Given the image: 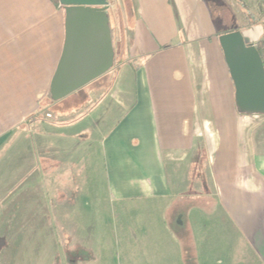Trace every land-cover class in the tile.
I'll use <instances>...</instances> for the list:
<instances>
[{
	"label": "crops",
	"instance_id": "crops-1",
	"mask_svg": "<svg viewBox=\"0 0 264 264\" xmlns=\"http://www.w3.org/2000/svg\"><path fill=\"white\" fill-rule=\"evenodd\" d=\"M128 1L118 19L124 46H115L110 24L113 67L83 95L84 87L64 98L69 105L54 114L45 102L62 52L64 11L53 0H0V173L25 145L28 175L35 176L9 190L35 198L12 200L11 226L0 232V264L28 256L50 257L49 264H120L119 254L121 264H246V254L247 264H264V115L236 112L218 43L223 19L206 0ZM98 92L92 114L77 124L91 125L88 138L70 135L63 143L80 142L86 151L99 140L111 204L153 206L160 214L112 216L106 238L87 232L96 218L70 220L82 208L81 188L63 177L81 174L68 168L54 184L47 157L48 118L84 109ZM40 150L44 182L37 179ZM54 191L65 198H54ZM118 224L126 226L118 232Z\"/></svg>",
	"mask_w": 264,
	"mask_h": 264
},
{
	"label": "rangeland",
	"instance_id": "rangeland-1",
	"mask_svg": "<svg viewBox=\"0 0 264 264\" xmlns=\"http://www.w3.org/2000/svg\"><path fill=\"white\" fill-rule=\"evenodd\" d=\"M227 4L229 9L234 13V16H231L227 12H225L223 9V6L221 7V3L217 0H206L208 2L210 9L214 16L220 17L224 21L223 30L229 31L233 29H238V31H242L243 28L248 26L249 24H259L260 19L257 16V12L259 6H258V0H224ZM109 4V11L110 14V24L113 27V36H114V44L116 47L124 46L123 43V33L121 34L119 32V24L118 19L123 17V13L125 12V9L130 8V2L128 0H107ZM242 4L244 6V9H242ZM264 4V2L262 3ZM242 6V7H241ZM263 7V6H262ZM261 9V8H260ZM218 15V16H217ZM220 15V16H219ZM251 22V23H250ZM121 34V35H120ZM95 84V81L90 83L88 86L81 89L78 94L81 96L84 94L86 88L92 86ZM103 85L102 89L105 88L106 83H101ZM100 92V91H99ZM96 93L95 96L92 98V100L89 102L88 105L84 107V109H81L80 111H73L64 117L53 115L51 118H48L51 120V130L53 131V150L52 154L47 155V157L50 159L52 158L51 165V171H50V177L51 181L54 184H59V179L61 178V174L65 175L67 173V169L74 171L76 173L79 171L81 175L79 176H71L68 175L66 177H63L64 182H70L72 184L76 183L79 185L80 190V196H79V203L81 205L80 212L77 213L71 212L70 213V220L74 221V219L79 220L81 224L83 222H87L89 219H94V222L96 221L95 225L92 224L90 226L86 225V230H93V233L98 237L106 238L112 233L110 232L111 226H110V219L112 216H116L117 218L121 216L120 219H124L123 217L133 218V219H145L147 217L153 218L160 214H158V209L153 206H145L143 204H134L133 207L125 208L120 206L119 203L117 204H111L110 195H109V189H108V182L107 177L105 174V168H104V161H103V155H102V149L101 144L99 140H96L94 144L88 149V150H82L81 148H86L85 146H82L80 142H74L71 144H65L63 143L64 139L66 137H69L70 135H75L74 138L80 140H86L88 138V135L91 133V125L89 123H85L82 125V127H77V124L82 121L83 119H86L88 116L92 114L91 109L92 105H94L97 102V97H99L100 93ZM45 105H48V103H53L50 101L49 96L46 98ZM67 105H69V101L66 99H63L59 102L53 103V105L50 106V110L52 113L57 114L59 113V109L65 108ZM50 112V111H49ZM50 112V113H51ZM45 113L42 112V116ZM48 114V113H46ZM70 128V130H66L65 128ZM40 132V133H39ZM41 130L38 131L39 134H41ZM82 132V136L80 137V134L76 135L75 133ZM84 135V136H83ZM79 138H78V137ZM69 143V142H68ZM81 149L79 156L76 154H69L68 158H63L65 154L69 153L72 148ZM25 145L22 146V152L19 153L20 156H15L11 160H7L6 164L3 166L1 173H0V201H4L5 205L0 206V232L2 228L7 229V227L11 226L12 221V215H13V208H12V200H28L35 198L32 193L29 192H13L9 191L14 188L18 184H28L29 180L32 178H35V176H29L28 170L30 165H28V155H25V153H28L26 151ZM43 153L38 151L37 158H38V168H40L37 179L40 182H44V175L43 169H41V166L43 167V162H40V159L43 158ZM25 158V159H24ZM22 159V160H21ZM22 168L19 170L18 167L21 166ZM16 167L17 171L14 175L7 174L8 172L11 173L13 171V168ZM7 172H5V171ZM5 173H4V172ZM82 172V173H81ZM15 184V185H14ZM14 195H20V196H14ZM54 198L57 199H63L65 196L61 192L54 191L53 192ZM71 199H76L77 195L76 193H73L72 195H69ZM0 202V203H1ZM82 202V203H81ZM64 211V210H63ZM86 224V223H85ZM118 226L123 227L126 226L124 224H118ZM141 226V225H138ZM143 226H146L143 225ZM94 227V229H92ZM118 227V232L121 231V227ZM10 242V241H9ZM122 254L118 255V258L120 259V264L122 261ZM27 260L22 261L21 264H49V258L50 257H41V256H28L24 257ZM6 263H11L12 257L8 256L5 258ZM62 260V257H58V261ZM247 259L249 257L246 254V264ZM250 260V259H249Z\"/></svg>",
	"mask_w": 264,
	"mask_h": 264
},
{
	"label": "water",
	"instance_id": "water-1",
	"mask_svg": "<svg viewBox=\"0 0 264 264\" xmlns=\"http://www.w3.org/2000/svg\"><path fill=\"white\" fill-rule=\"evenodd\" d=\"M58 2L64 11V41L48 91L53 103L106 74L114 62L107 0ZM263 35V27L255 25L218 37L240 115H264V66L255 48Z\"/></svg>",
	"mask_w": 264,
	"mask_h": 264
},
{
	"label": "trees",
	"instance_id": "trees-1",
	"mask_svg": "<svg viewBox=\"0 0 264 264\" xmlns=\"http://www.w3.org/2000/svg\"><path fill=\"white\" fill-rule=\"evenodd\" d=\"M53 2H54V5L56 7H60L58 0H53ZM263 2H264V0H261V3H260L261 9H259V11H258L259 12L258 17H259L260 21L262 22V27L264 29V4H262ZM217 24H218V29H219L218 30V37L221 34H225V33L232 32V31L236 30V29H233V30L231 29L229 31H225V30H223V27L221 26L220 21L217 20ZM255 48H256V50H257V52H258V54L262 60L263 66H264V35L260 39V41L258 43H256Z\"/></svg>",
	"mask_w": 264,
	"mask_h": 264
},
{
	"label": "built area",
	"instance_id": "built-area-1",
	"mask_svg": "<svg viewBox=\"0 0 264 264\" xmlns=\"http://www.w3.org/2000/svg\"><path fill=\"white\" fill-rule=\"evenodd\" d=\"M47 117H50V115H47Z\"/></svg>",
	"mask_w": 264,
	"mask_h": 264
}]
</instances>
